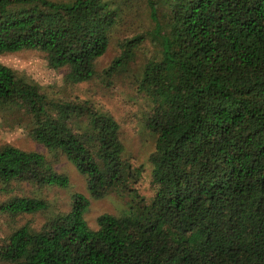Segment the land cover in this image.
Returning <instances> with one entry per match:
<instances>
[{
    "label": "trees",
    "instance_id": "obj_1",
    "mask_svg": "<svg viewBox=\"0 0 264 264\" xmlns=\"http://www.w3.org/2000/svg\"><path fill=\"white\" fill-rule=\"evenodd\" d=\"M150 32L120 42L106 84L128 70L149 33L136 89L156 135L149 160L155 193L140 194L142 169L125 158L120 124L88 98H56L0 63V104L29 119L33 138L83 173L90 193L130 196V210L85 219L89 198L40 229L0 239V264H264V0H145ZM112 0H0V53L38 50L67 79L97 75L120 16ZM0 181L68 188L44 153L0 148ZM12 189V188H11ZM44 198L0 202L11 216L48 209Z\"/></svg>",
    "mask_w": 264,
    "mask_h": 264
},
{
    "label": "rangeland",
    "instance_id": "obj_2",
    "mask_svg": "<svg viewBox=\"0 0 264 264\" xmlns=\"http://www.w3.org/2000/svg\"><path fill=\"white\" fill-rule=\"evenodd\" d=\"M112 1L119 6L121 13L112 29L106 53L96 61L97 75L93 79L80 83L70 82L66 77L69 69L53 68L46 53L38 50L0 53V63L12 67L26 80L38 84L52 97L88 98L99 108L109 111L120 124L125 158L133 167L142 169L137 182L139 192L150 198L155 189L152 184L153 165L149 157L155 147L156 135L147 127L148 104L136 89L135 82L147 59L160 54V47L152 41L149 33L145 34L146 40L137 49L136 57L129 64L128 70L116 75L109 84H106L101 73L121 53L120 42L134 34L150 32L154 26L145 0ZM30 130L29 119L21 110L0 104V148L10 144L44 153L55 171L66 173L70 177V185L68 188L57 186L38 188L29 182H13L12 189H4L0 181V202L13 195L44 198L49 202L48 209L36 213L11 216L0 212V239L22 225L40 229L49 218L68 212L73 204V195L77 192L89 198L90 203L84 216L93 228L98 227V217L103 213L117 216L127 214L130 210V196L117 192L104 197L93 196L86 176L79 172L66 156L44 148L33 138Z\"/></svg>",
    "mask_w": 264,
    "mask_h": 264
}]
</instances>
